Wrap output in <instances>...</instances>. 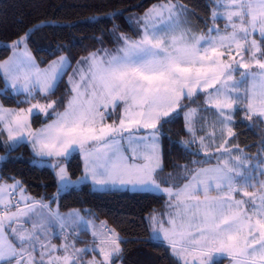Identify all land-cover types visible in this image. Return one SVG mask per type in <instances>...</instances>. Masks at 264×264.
<instances>
[{"label": "snow or ice", "instance_id": "1", "mask_svg": "<svg viewBox=\"0 0 264 264\" xmlns=\"http://www.w3.org/2000/svg\"><path fill=\"white\" fill-rule=\"evenodd\" d=\"M209 8L203 31L180 0H159L129 17L135 37L114 29L115 51L78 60L66 103L47 97L71 61L61 55L41 68L29 41L44 22L34 24L0 61V92L24 96L16 108L0 103V138L6 133L9 150L28 143L36 156L52 158L57 195L89 182L93 193H165L167 211L148 219L157 234L150 239L162 240L172 264H264V127L252 156L235 131L238 112L264 126V0H210ZM41 113L54 118L33 128ZM181 113L188 138L179 143L186 155L203 158L164 175L162 130ZM77 152L83 174L73 180L65 161ZM54 202L27 195L18 180L0 183V264L122 260L124 238L106 221L96 224L78 210L61 214ZM82 232L92 239L81 248Z\"/></svg>", "mask_w": 264, "mask_h": 264}, {"label": "trees", "instance_id": "2", "mask_svg": "<svg viewBox=\"0 0 264 264\" xmlns=\"http://www.w3.org/2000/svg\"><path fill=\"white\" fill-rule=\"evenodd\" d=\"M159 0H0V60L11 52V42L23 35L34 24L41 23L29 41L34 57L41 64L60 53H68L73 58L89 53L99 47L100 41L110 42L111 28L132 29L127 21V14L143 12L149 5ZM194 13L193 18L200 30L204 29L203 21L210 14V0H180ZM115 15H111V14ZM75 45V46H73ZM58 46L61 50L57 51ZM0 88H4L0 79ZM68 86L62 80L51 97H67ZM2 95L6 106H17L23 100L21 95H12L9 89ZM49 96V97H50ZM200 100V99H199ZM34 124L46 121L39 115L33 119ZM238 133L236 143L251 154L258 151L260 125L241 119L238 112L235 116ZM247 125V126H246ZM183 114L170 124H165L161 136L164 169L167 175L174 171L177 164H185L196 158L186 155L180 141L187 139L184 132ZM195 148V145L193 146ZM38 156L29 150L27 143H22L12 150L5 151L0 143V178L11 181L19 180L29 195L49 202L56 197L62 210L90 209L97 219H104L110 227L124 238L121 247L123 257L115 264H172L161 240L150 239L149 224L146 215L161 208L166 200L161 193H142L118 191L113 193H93L90 182L81 184L57 195L55 170L46 158L40 161ZM67 162L71 178L83 173L80 154L74 153ZM82 239L87 240L90 234L82 232ZM226 260L223 264H226Z\"/></svg>", "mask_w": 264, "mask_h": 264}, {"label": "rangeland", "instance_id": "3", "mask_svg": "<svg viewBox=\"0 0 264 264\" xmlns=\"http://www.w3.org/2000/svg\"><path fill=\"white\" fill-rule=\"evenodd\" d=\"M159 2V1H158ZM158 2H155V3H153V4H151V5H149L148 6V8H146L143 12H139V11H136V12H131V13H128L127 14V21H128V18L129 17H137V16H141V15H143V13L147 10V9H149L150 7H152V5H154V4H156V3H158ZM180 3H182V4H184V5H186L185 3H183L182 1L180 2ZM187 6V5H186ZM191 21H192V23H193V25L194 26H196V21L194 20V18H193V16H191ZM129 22V21H128ZM197 27V26H196ZM131 28L132 29H126V31H123V30H121V29H117V28H111V34H112V32H113V30L115 29V31H116V33L117 34H120V33H123V34H126V35H128V36H131V37H135V35H136V32H135V25L134 24H132L131 25ZM200 30V29H199ZM202 31V30H201ZM111 41L110 42H106V40L104 39V41H100V44H99V47H97V48H95V49H93V51H91V52H94V51H96L97 49H107V50H109V51H115V49L117 48V43H116V41H115V38H114V36L112 35L111 36ZM31 50V49H30ZM31 53H32V51H31ZM90 53V52H89ZM89 53H86V54H82V56H79V57H75V58H73L72 56H70L68 53H60L59 55H57V56H55V57H53V58H51V59H49V62H51L52 60H54V59H57L59 56H61V55H67L68 57H69V59H70V61H71V67L70 68H68L67 69V73L64 75V77H63V81H64V83L68 86V78H69V76L70 75H72V72H73V69H75L76 68V62L78 61V60H80L82 57H86ZM12 55V49H11V52L6 56V57H4L3 59H1L0 61H2V60H5V59H7L9 56H11ZM32 55H33V53H32ZM34 56V55H33ZM49 62H47V63H45V64H41L39 61H37V63L40 65V67L41 68H43V67H45ZM3 83H4V81H3ZM0 89H4V88H0ZM9 91L11 92V89H9ZM4 92H0V103H2L3 104V102H2V95L1 94H3ZM21 98L22 99H24V96L22 95L21 96ZM38 99L41 101V102H44V98L43 97H38ZM47 99L48 100H60L61 98L60 97H56V96H54V97H47ZM67 99H68V96L67 97H64L63 98V100L65 101V103H66V101H67ZM202 101H203V98L201 97L200 98V100H198L197 101V103H202ZM33 102H35V101H33ZM4 105V104H3ZM5 106V105H4ZM18 106V105H17ZM17 106H8V105H6L5 107H7V108H16ZM19 106H21V107H27L28 105H19ZM192 107H195L196 105H191ZM63 108H64V104H59L58 105V110L59 111H63ZM240 114H241V119H243V113L242 112H240ZM42 117H44V115L41 113L40 114ZM119 115V110H117V116ZM54 117H49L46 121H44V122H40V123H38V124H34V121H33V128H39V127H41L44 123H47V122H50V120L51 119H53ZM108 123H111L112 122V119H109L108 121H107ZM250 123V122H249ZM0 143L4 146V148H5V151H8V147H7V145H8V141H7V135H6V133L4 134V136L2 137V138H0ZM27 145H28V148H29V150H31V152L34 154V152H33V150H32V148H31V146L27 143ZM240 147V146H239ZM241 148V147H240ZM241 149H243L244 151H245V153H247L248 155H250V156H252V155H255V154H251L250 152H248V151H246L244 148H241ZM161 150H162V145H161ZM79 153V152H78ZM202 154V153H201ZM35 155V154H34ZM39 157V156H38ZM42 158H46V160H45V162H49L50 164H52L54 161H53V159L52 158H50V157H39V159H41L42 160ZM80 158L82 159V170H83V158H82V156L80 155ZM40 160V161H41ZM42 162V161H41ZM253 163H255V161H253ZM65 165H66V167H67V162L65 161ZM83 174V173H82ZM81 174V175H82ZM81 175L80 176H78V177H76L75 179H73V180H77L79 177H81ZM17 180V179H16ZM13 181L14 180H11V181H6V180H2L1 178H0V183H8V184H11V183H13ZM19 181V180H18ZM22 185V184H21ZM23 186V185H22ZM24 187V186H23ZM162 187H167V185H162ZM60 192H63V191H60ZM59 192V193H60ZM154 193H156V192H154ZM157 193H161V194H163L164 196H165V200L167 201L168 200V197H167V195L165 194V193H163V192H157ZM27 195H29V193L27 192ZM29 196H31V195H29ZM32 198H34V199H36V200H39L38 198H35V197H33V196H31ZM46 202V201H45ZM52 206V208H53V210H56L57 208H58V211L61 213V214H67V213H70V212H72L73 210H78V211H80V209H75V208H72V209H66V210H62V209H60L59 208V205H57V203H55V204H52L51 205ZM165 211H167V204H166V202H165V204L161 207V208H158V209H156V210H154V211H151L150 213H148L147 215H146V219H147V224H149V219H148V217H149V215L151 214V213H153V212H156V213H164ZM80 213L82 214V215H84L85 216V218L86 219H93V220H95V223L96 224H100V222H102V221H105L104 219H101V220H99V219H97L96 217H94V215H92V212L90 211V209H88V208H86L85 209V211L84 212H81L80 211ZM107 226L109 227V228H114L113 226L112 227H110V225H108L107 224ZM115 229V228H114ZM116 230V229H115ZM57 232H58V230H57ZM149 235L150 236H155V235H157V234H155V233H152V231H151V228H150V225H149ZM82 238H85V237H83V236H81L80 235V240L82 241V242H78L77 243V247H87V246H89V243H90V241H91V235L89 236V237H86V238H88L87 240H85V239H82ZM154 240H160V239H154ZM162 241V240H161ZM52 242L53 243H55V244H57V245H59L60 243H61V240L60 239H58V238H53V240H52ZM93 255H94V253H89L86 257H85V259L86 260H90V259H92V257H93ZM97 258H99V257H97ZM226 264H227V262H226Z\"/></svg>", "mask_w": 264, "mask_h": 264}]
</instances>
